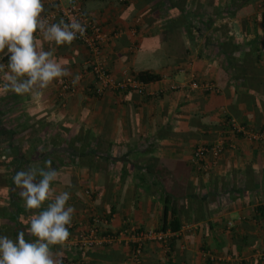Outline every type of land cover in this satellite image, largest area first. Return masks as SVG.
<instances>
[{"label": "crops", "instance_id": "obj_1", "mask_svg": "<svg viewBox=\"0 0 264 264\" xmlns=\"http://www.w3.org/2000/svg\"><path fill=\"white\" fill-rule=\"evenodd\" d=\"M42 2L44 15L50 5ZM81 4L111 37L104 58L114 77L146 72L157 80L143 94L97 93L82 45L36 38L69 75L39 96L0 95V235L35 241L29 221L52 199L26 210L13 176L47 170L50 161L53 196L71 194L76 238L94 220L103 233L161 230L168 198L179 229L167 249L147 243L143 264H264L256 256L264 251V141L245 135L264 131V0ZM63 79L77 81L73 93L61 95ZM192 81L199 89H189ZM233 124L246 133H232ZM199 145L222 149L194 165ZM51 250L61 264H123L128 256L117 244Z\"/></svg>", "mask_w": 264, "mask_h": 264}, {"label": "clouds", "instance_id": "obj_2", "mask_svg": "<svg viewBox=\"0 0 264 264\" xmlns=\"http://www.w3.org/2000/svg\"><path fill=\"white\" fill-rule=\"evenodd\" d=\"M43 12L42 0H0V53L8 56L7 65L0 64L3 73L0 95L12 92L39 96L54 81L69 75L53 52L45 51L43 43L37 42L35 34L39 31L43 41L57 46L71 45L78 33L84 35L86 26L75 18L69 23L61 20L49 24L42 17ZM76 82L74 79L73 83ZM37 175L42 177L38 182ZM57 177L50 161L47 170L18 171L13 176L26 210L40 209L50 198L52 202L29 221L34 242L25 240L23 232L17 233L15 241L0 235V264H61L51 249L68 240L74 208L67 204L69 192L53 196L51 182Z\"/></svg>", "mask_w": 264, "mask_h": 264}, {"label": "built area", "instance_id": "obj_3", "mask_svg": "<svg viewBox=\"0 0 264 264\" xmlns=\"http://www.w3.org/2000/svg\"><path fill=\"white\" fill-rule=\"evenodd\" d=\"M84 0H67L66 5H61L60 0H48L50 9L42 15L49 24H54L57 19L63 20L65 23L71 22L73 18L80 21L86 26V31L83 36L77 34V38L74 40L78 44L82 45L88 52L87 65L90 72L96 82L97 93L104 90H114V91H132L138 94H143L145 92V84L139 81L135 75L124 73L120 79L115 78L107 69L106 61L104 58V52L110 43L111 37L104 31L102 26L98 24L93 19L86 16L82 8L81 2ZM120 3L125 0H119ZM36 38L42 37L39 31L36 32ZM135 47L133 46L130 51H133ZM58 87L60 93L63 94L73 93L75 91L74 85L71 80L63 79L59 82ZM190 90L199 89L197 82H190ZM210 85L204 86V90H212ZM232 133L245 134L242 128H238L235 124L232 125ZM250 140L264 141V131L260 134H245ZM221 145H215L214 147H208L205 145H199L194 150L191 162L194 165H200L208 153H213L217 156L221 151ZM232 224L228 223V227ZM102 227L98 226L96 221L83 233H78L77 238L73 236V230L75 225L71 223L69 226L70 236L66 241L77 247H93V246H106L117 244L125 247L128 250V256L123 262V264H143L142 256L144 251V246L147 243H158L164 248H168L170 239L176 235V233L169 230H155V229H139L134 226H129L123 230L103 233ZM75 237V238H74ZM256 256L262 260L264 259V251L256 252ZM211 260H214L213 256H209ZM70 264H85L82 258H78L70 262Z\"/></svg>", "mask_w": 264, "mask_h": 264}, {"label": "trees", "instance_id": "obj_4", "mask_svg": "<svg viewBox=\"0 0 264 264\" xmlns=\"http://www.w3.org/2000/svg\"><path fill=\"white\" fill-rule=\"evenodd\" d=\"M89 71H90V69H89ZM135 76L139 81L143 82L144 84L147 82H152V81L157 80L156 76L149 75L146 72H141ZM166 202L171 207L169 209H166L165 218H164V225L161 228V230H163V231L169 230V231L175 233L179 229L177 210H175V207L173 204H170V201H168V198L166 199ZM167 213H170V221L169 222H167V216H168Z\"/></svg>", "mask_w": 264, "mask_h": 264}]
</instances>
